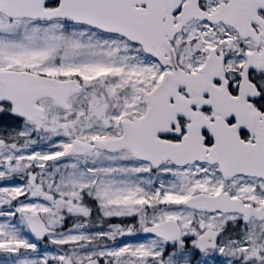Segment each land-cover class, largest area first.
<instances>
[{"label":"snow or ice","instance_id":"6c2138e0","mask_svg":"<svg viewBox=\"0 0 264 264\" xmlns=\"http://www.w3.org/2000/svg\"><path fill=\"white\" fill-rule=\"evenodd\" d=\"M0 264H264V0H0Z\"/></svg>","mask_w":264,"mask_h":264}]
</instances>
